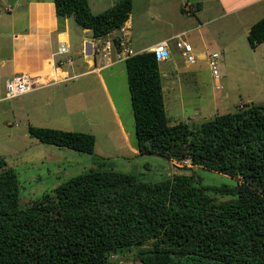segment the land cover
Segmentation results:
<instances>
[{
  "label": "trees",
  "instance_id": "16d2710c",
  "mask_svg": "<svg viewBox=\"0 0 264 264\" xmlns=\"http://www.w3.org/2000/svg\"><path fill=\"white\" fill-rule=\"evenodd\" d=\"M52 2L58 21L72 17L94 38L116 31L132 6L119 0L93 13L88 0ZM247 41L264 42V16ZM123 62L137 153L188 160L193 171L146 182L89 169L20 205L17 173L0 158V264H118L129 254L140 264H264V104L171 124L155 53ZM28 133L81 152L94 148L90 133L31 125ZM195 168L234 184L205 187Z\"/></svg>",
  "mask_w": 264,
  "mask_h": 264
},
{
  "label": "rangeland",
  "instance_id": "374dc122",
  "mask_svg": "<svg viewBox=\"0 0 264 264\" xmlns=\"http://www.w3.org/2000/svg\"><path fill=\"white\" fill-rule=\"evenodd\" d=\"M118 1L88 0V4L93 13H98ZM190 2L132 0L130 10L134 50L185 31L194 54L201 56L188 67L180 54L175 60L169 56L160 62L170 123H199L217 113L233 111L240 103L243 107L247 103L264 104V42L250 47L248 19L239 22L234 19L236 14H229L211 20L215 11L197 12ZM238 13L247 15L248 11ZM0 15L4 18L8 14L0 11ZM67 32L72 53L83 48L85 57L92 59L96 55L91 45L82 41L91 35L90 30L83 31L72 17H67ZM212 51L220 52L216 60L218 83L208 66L207 53ZM73 57L76 65L74 71L68 69V79L33 87L12 98H5L8 67L0 66V158L5 160V167L17 173L20 205L89 169H114L132 173L146 182H157L175 172V165L191 166L188 160L173 163L159 155L137 153L124 62L103 69L100 77L96 72L78 75L90 66L80 55ZM93 59L101 64L97 56ZM74 74L77 76L73 77ZM62 75L60 71L58 77ZM39 80L42 82V77ZM30 125L93 134V151L44 143L28 133ZM194 174L205 187L234 184L233 179L204 169L195 168ZM209 193L214 195L211 190ZM118 264L140 263L129 254L120 258Z\"/></svg>",
  "mask_w": 264,
  "mask_h": 264
},
{
  "label": "crops",
  "instance_id": "0c3cea01",
  "mask_svg": "<svg viewBox=\"0 0 264 264\" xmlns=\"http://www.w3.org/2000/svg\"><path fill=\"white\" fill-rule=\"evenodd\" d=\"M190 3L192 10L197 12L215 11L216 15L213 14L211 20L220 19L229 14H236L234 19L239 20V22L248 19L246 23H249V27L252 23H255L257 17L264 16V0H194V2L191 0ZM245 10L248 11L247 15L246 13H238ZM0 11L8 14L4 18L0 15V66L8 67L6 70L8 75L5 81L17 72L28 73L33 77H42L43 85L64 80L58 77L59 71L55 68L56 56L54 54L60 42H65L70 51L72 48L68 42L67 18L62 21L57 20L52 0H0ZM129 22L132 29L131 18ZM83 31H88V29H83ZM87 37L82 40L85 45L88 44V41L85 40ZM151 46L143 47L137 51L150 50ZM55 47H57L56 50ZM83 52V48L80 51L73 52L74 54L71 51L73 56L80 55L81 60L90 66L89 70L78 75L92 72L94 59L89 56L85 57ZM177 56H179L178 50L171 46V60H175ZM160 62L162 61H159V65ZM75 65L74 63L72 67L66 66L60 71L69 74L68 69L74 71ZM185 66L188 67L189 65ZM100 72L97 73L99 77ZM176 96L175 93L174 97Z\"/></svg>",
  "mask_w": 264,
  "mask_h": 264
},
{
  "label": "built area",
  "instance_id": "2783aa9c",
  "mask_svg": "<svg viewBox=\"0 0 264 264\" xmlns=\"http://www.w3.org/2000/svg\"><path fill=\"white\" fill-rule=\"evenodd\" d=\"M185 6V4H183ZM129 18L123 22V24L114 32L107 34L104 37H87L88 44L94 50L101 64H93L91 71L100 72L101 70L112 66L115 63L123 62L127 58L136 54L138 51L133 49V42L131 38V25ZM185 31L178 33L169 39H164L152 45L150 50L155 53L157 61L167 60L171 56V43L176 48L183 58L186 65L195 64L199 58L198 54H194L191 44L185 38ZM71 51L69 46L65 42H60L57 51L55 52V68L60 72L65 66L72 67L74 59L70 55ZM219 51H212L207 53L208 66L212 76L218 83V68L216 60L219 57ZM95 62V61H94ZM61 79H68L69 75L63 72ZM76 75H73L75 77ZM43 82L39 80V77H31L28 73L17 72L11 78L7 79L4 83L5 98H12L20 94L29 92L33 87L42 85ZM243 104H239V108H242Z\"/></svg>",
  "mask_w": 264,
  "mask_h": 264
},
{
  "label": "water",
  "instance_id": "95a60500",
  "mask_svg": "<svg viewBox=\"0 0 264 264\" xmlns=\"http://www.w3.org/2000/svg\"><path fill=\"white\" fill-rule=\"evenodd\" d=\"M174 169L179 173H191L193 170V168L191 166L184 167V166H180V165H175Z\"/></svg>",
  "mask_w": 264,
  "mask_h": 264
},
{
  "label": "clouds",
  "instance_id": "9594fccd",
  "mask_svg": "<svg viewBox=\"0 0 264 264\" xmlns=\"http://www.w3.org/2000/svg\"><path fill=\"white\" fill-rule=\"evenodd\" d=\"M88 37H90V36H88ZM91 37H93V36H91ZM139 52V51H138ZM141 52V51H140Z\"/></svg>",
  "mask_w": 264,
  "mask_h": 264
},
{
  "label": "bare ground",
  "instance_id": "6f19581e",
  "mask_svg": "<svg viewBox=\"0 0 264 264\" xmlns=\"http://www.w3.org/2000/svg\"><path fill=\"white\" fill-rule=\"evenodd\" d=\"M43 80V79H42Z\"/></svg>",
  "mask_w": 264,
  "mask_h": 264
}]
</instances>
